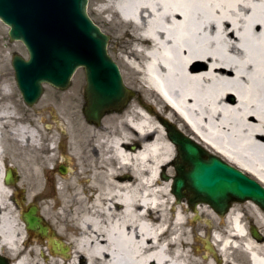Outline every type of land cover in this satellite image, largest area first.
<instances>
[{
  "label": "bare ground",
  "instance_id": "1",
  "mask_svg": "<svg viewBox=\"0 0 264 264\" xmlns=\"http://www.w3.org/2000/svg\"><path fill=\"white\" fill-rule=\"evenodd\" d=\"M100 4L96 11L112 29L127 71L126 107L106 111L93 128L75 104L65 105L67 146L58 145L54 128L37 134L25 127L37 154L24 172L25 182H33L28 199L39 202L60 246L73 250L54 252L42 239L28 249L0 185L2 248L15 264H264V208L234 201L219 216L206 204L192 211L178 202L172 192L177 148L168 133L171 125L192 133L187 136L264 187V0ZM7 50L0 28V102L9 116L16 86ZM57 150L68 174L55 165ZM194 216L199 223L206 217L210 228ZM191 238L204 245L193 243L203 260L189 254Z\"/></svg>",
  "mask_w": 264,
  "mask_h": 264
},
{
  "label": "water",
  "instance_id": "2",
  "mask_svg": "<svg viewBox=\"0 0 264 264\" xmlns=\"http://www.w3.org/2000/svg\"><path fill=\"white\" fill-rule=\"evenodd\" d=\"M88 4L89 0H0V19L11 27V39L22 41L30 55L28 60L18 56L14 60L18 85L27 102H35L43 84L68 88L76 71L85 68V115L99 124L106 111L127 104L129 93L108 54V37L88 15ZM168 129L179 152L173 185L178 201L188 199L192 207L208 204L221 216L234 201L251 199L264 208V187L256 180L209 153L175 126ZM37 212L31 208L24 221L28 230L46 237L49 228ZM52 245L55 251L60 246L55 240ZM0 264L8 263L0 256Z\"/></svg>",
  "mask_w": 264,
  "mask_h": 264
},
{
  "label": "flooded vegetation",
  "instance_id": "3",
  "mask_svg": "<svg viewBox=\"0 0 264 264\" xmlns=\"http://www.w3.org/2000/svg\"><path fill=\"white\" fill-rule=\"evenodd\" d=\"M52 89L54 88L51 87ZM55 90V92L51 91V95L45 90L36 104L31 106L27 104L16 86L13 100L7 103L11 106L9 116L3 112L2 103L0 102V185L7 190L5 201L20 223H22L23 213L30 209L31 203L28 199V188L32 183L31 181L30 183L25 182L24 172L31 169V160L37 156L36 151L27 143L30 134L25 133V127L30 130H37V134H40L43 130L49 132L50 128H53V125L45 124L48 111L45 108L46 106L50 108V105L53 107L58 105L59 92L57 89ZM1 211L2 207H0ZM23 230L25 237L30 240L27 245L28 249L36 246L34 243L38 242L39 239H36L35 235L27 233L24 227ZM192 240L195 241L194 238ZM192 240L191 242H193ZM22 247L25 248V246ZM188 250L192 257L204 259V254L196 253L195 245L190 244ZM47 252L50 253L48 248ZM0 253L11 262L15 261L13 257L9 256L6 249L2 248V244H0ZM208 254L214 256V253L210 251H208ZM214 264L218 263L215 261Z\"/></svg>",
  "mask_w": 264,
  "mask_h": 264
},
{
  "label": "rangeland",
  "instance_id": "4",
  "mask_svg": "<svg viewBox=\"0 0 264 264\" xmlns=\"http://www.w3.org/2000/svg\"><path fill=\"white\" fill-rule=\"evenodd\" d=\"M100 5H101L100 4V0H89L88 12H89L90 16L92 17L93 21L99 27H102L103 30H104L103 32L106 35L109 36V45H108L109 55L116 62V64L118 65V67H119V69L121 71L122 77H123V82L125 83L126 82V73H127V71L124 69L122 61L120 59L121 53L117 51V49H116L117 46H116L115 42L111 39L113 31H112V29H110L104 23L102 16L100 14H98V12L96 11L97 8L100 7ZM5 25L6 24L4 22L3 23L0 22V28L2 30H4V42H5V44L8 47V50L6 51V55H7L8 59L10 60V67H12V58H13V56L15 54H19V55L25 57L27 55V51H26L24 45L21 42L11 40L10 35H9L10 29L7 28ZM85 87H86L85 70L84 69H79L77 71V73L75 74L69 89H67L66 91H61V90L58 91L59 92V100H58V106H57L58 108L57 107L55 108V106L53 107L52 105L49 106L50 108H48L46 106V109H48L47 115H46V120H47L48 123H51L52 122L51 119L54 120L56 112L58 113V121H59L58 123L61 122V124L63 126L59 130L57 129V126L54 127V129L56 130V132L58 134L59 143L62 142L66 146H67V139H66L67 137H66V135L63 134V131L65 130L67 132L69 130L68 129V124H67V122L60 121V119H61L60 109L63 108L65 105L75 104L76 109L74 111H75V113L77 114L78 117L83 118L85 120V122L88 123V124H91L93 128L94 127L98 128L100 126V125H97V124H94V123H91V122L87 121L86 116L84 114V108L86 106ZM51 91L55 92L56 90L55 89L51 90V88H49V90H48L49 95H51ZM51 112H54V117H51ZM50 120H51V122H50ZM71 128H73V129L77 128L76 124L73 121H71L70 129ZM65 151H67V149H65ZM56 155H58L57 158H58L59 165L60 164L61 165H65L64 161H63V156L60 154V151L57 150ZM55 165H56V162H55ZM175 176H176V172L174 173V177ZM32 177H33V175H32ZM31 183H33V182L31 181ZM204 220H208V219L206 217H202V223L198 222V226L203 224L205 228H210L208 226V224ZM47 224L49 226H51L53 232L56 233V230H55L54 226H52L49 222H47ZM63 240L66 241L65 239H63ZM194 242L196 243V245H201V243L199 244V242L196 241V240L193 241V243ZM201 246H203V245H201Z\"/></svg>",
  "mask_w": 264,
  "mask_h": 264
}]
</instances>
